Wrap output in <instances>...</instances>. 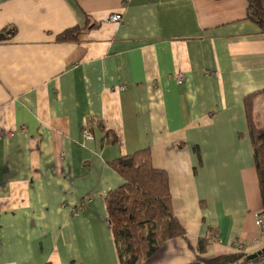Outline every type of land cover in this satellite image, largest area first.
I'll return each instance as SVG.
<instances>
[{
    "label": "crops",
    "instance_id": "1",
    "mask_svg": "<svg viewBox=\"0 0 264 264\" xmlns=\"http://www.w3.org/2000/svg\"><path fill=\"white\" fill-rule=\"evenodd\" d=\"M246 8L0 0V264H120L105 198L123 179L109 162L143 148L167 172L185 230L146 264L202 263L235 240L247 254L264 246L243 104L264 89V33ZM74 27V40L57 39ZM254 116L264 127V94Z\"/></svg>",
    "mask_w": 264,
    "mask_h": 264
},
{
    "label": "trees",
    "instance_id": "2",
    "mask_svg": "<svg viewBox=\"0 0 264 264\" xmlns=\"http://www.w3.org/2000/svg\"><path fill=\"white\" fill-rule=\"evenodd\" d=\"M246 18L256 23L264 33V0H247ZM83 29L65 30L57 39L74 40ZM262 94L264 89L246 94L243 104L264 210V127L256 123L254 116V102ZM109 164L123 179L105 198L120 264H146V259L165 240L185 234L172 210L168 174L153 166L149 148L120 156ZM199 249H204L201 243ZM246 255L247 252H234L200 264H247L251 260H247Z\"/></svg>",
    "mask_w": 264,
    "mask_h": 264
},
{
    "label": "built area",
    "instance_id": "3",
    "mask_svg": "<svg viewBox=\"0 0 264 264\" xmlns=\"http://www.w3.org/2000/svg\"><path fill=\"white\" fill-rule=\"evenodd\" d=\"M122 19H123V16L121 13H112V14H109V16L107 17V20L110 22H120V21H122ZM175 76H176L177 80L182 79L181 73H176ZM119 88L123 89L124 87L122 86ZM82 134L85 137H91L90 132H87L86 129L82 130ZM83 204H84V201L81 202V205H83ZM71 211L76 213L77 209L75 207H72ZM256 223L258 225V229L260 231V234L264 235V210H261L256 214ZM231 248L234 249V251H236V252H246L244 245L238 240L231 242Z\"/></svg>",
    "mask_w": 264,
    "mask_h": 264
},
{
    "label": "water",
    "instance_id": "4",
    "mask_svg": "<svg viewBox=\"0 0 264 264\" xmlns=\"http://www.w3.org/2000/svg\"><path fill=\"white\" fill-rule=\"evenodd\" d=\"M263 253H264V246L255 252L247 254L246 259L247 260H253V259L257 258L258 256H261Z\"/></svg>",
    "mask_w": 264,
    "mask_h": 264
},
{
    "label": "rangeland",
    "instance_id": "5",
    "mask_svg": "<svg viewBox=\"0 0 264 264\" xmlns=\"http://www.w3.org/2000/svg\"><path fill=\"white\" fill-rule=\"evenodd\" d=\"M83 129H86L87 132H90L89 129H88L87 127H83ZM83 129H82V130H83ZM90 134H91V132H90ZM84 137H85V136H84ZM86 138H91V137H86ZM109 225H110V224H109ZM110 228H111V227H110ZM235 252H236V251H235ZM198 264H200V263H198Z\"/></svg>",
    "mask_w": 264,
    "mask_h": 264
}]
</instances>
